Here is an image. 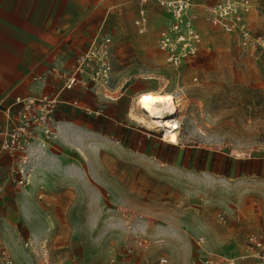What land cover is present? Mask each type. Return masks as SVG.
<instances>
[{"label":"rangeland","instance_id":"obj_1","mask_svg":"<svg viewBox=\"0 0 264 264\" xmlns=\"http://www.w3.org/2000/svg\"><path fill=\"white\" fill-rule=\"evenodd\" d=\"M191 1L201 53L170 65L157 35L171 15L154 9L150 31L139 34L137 11L125 12L128 36L113 37L112 83L106 90L111 100L134 92L135 98L178 93V145L163 142L162 129L138 124L130 114L127 123L139 130L138 151L120 141L126 123L103 114L67 134L69 146L57 131L45 148L56 157L55 170L35 187L36 215L51 218L56 230L41 236L39 248L24 234L27 249L42 255L40 264H106L128 248L135 249L133 264L156 263L162 256L170 264H195L200 257L228 264L225 257L243 253L249 235L264 232L263 172L232 177L192 164L197 148L210 159L264 165V44L244 47L237 35L211 21L210 8L221 0ZM251 1V30L264 40V0ZM105 120L110 126H102Z\"/></svg>","mask_w":264,"mask_h":264},{"label":"crops","instance_id":"obj_2","mask_svg":"<svg viewBox=\"0 0 264 264\" xmlns=\"http://www.w3.org/2000/svg\"><path fill=\"white\" fill-rule=\"evenodd\" d=\"M140 1L0 0V131L8 126V118H17L20 110V106L15 103L17 98H40L45 94L56 93L61 88V82L47 75L51 67L70 66L80 54L90 48L93 40L103 35L112 39L128 36L123 33L125 12L130 14L131 10H136L138 17ZM156 8L158 9L155 0H151L146 7L149 31L151 11ZM137 93L121 94L111 100L95 96L88 86L64 91L61 104L55 111L61 144L69 146L67 134L82 131L94 123L96 117L84 112L85 108H90L102 110L106 120L126 123L125 126L122 125L124 130L119 129L120 141L125 140L129 150L138 151L139 130L127 123L137 102ZM106 120L102 126L108 127L111 123ZM1 143L0 136V145ZM193 150L192 164L195 168L217 170L219 173L227 171L232 177L249 173L260 176L264 173L261 162L252 164L210 159L197 151V148ZM53 155L48 150L36 147H31L21 161L8 153L0 155V187L3 189L0 194V252L5 251L14 264H40L43 261L39 251L34 249L33 253L31 249H27V244L24 245L26 232L35 247L39 248L36 244H39L41 236L52 234L56 230V227L53 229L51 226V218L47 222L41 214L36 215L35 187L44 181L41 178L43 175L52 176L51 172L55 170L52 162H57ZM191 156L192 154L188 158V165ZM46 159L51 161L47 165L43 162ZM18 170L30 174L33 187L22 188L14 183L19 178ZM248 251L246 245L243 253L225 259L238 258L249 253ZM195 264H202L199 258ZM235 264L245 263L238 261Z\"/></svg>","mask_w":264,"mask_h":264},{"label":"built area","instance_id":"obj_3","mask_svg":"<svg viewBox=\"0 0 264 264\" xmlns=\"http://www.w3.org/2000/svg\"><path fill=\"white\" fill-rule=\"evenodd\" d=\"M151 0L139 2L138 17L134 24L139 34L149 31L147 5ZM157 7L171 15L168 25L157 35V45L166 54L170 65L178 66L187 60L197 57L202 50V36L194 23L191 0H155ZM253 12L251 0H221L210 8V18L215 25L227 34L237 35L244 47L255 49L262 46V37H256L250 24ZM113 39L103 36L95 40L90 48L79 55L68 67L53 66L48 71V77L61 82L62 86L56 93L45 94L40 98H17L15 103L20 106L17 118H8V126L0 131L2 143L0 155L8 153L21 161L31 147L45 149L57 138L58 123L55 111L61 104L64 91L79 86H88L97 97L108 99L106 90L111 87L113 75ZM38 78H36L37 80ZM76 106L77 103H74ZM87 115L102 116V110L85 108ZM164 142V132L162 131ZM19 178L14 183L22 188L31 185V176L18 170ZM3 189L0 187V194ZM225 222L223 216H219ZM249 253L234 259H226L228 264L242 261L245 264H264V233L251 234L247 237ZM134 248H128L125 256L112 255L106 264H133ZM203 258V259H201ZM202 264H213L212 259L199 258ZM0 264H14L11 257L0 252ZM146 264H170L167 257H160L156 263L146 261Z\"/></svg>","mask_w":264,"mask_h":264},{"label":"bare ground","instance_id":"obj_4","mask_svg":"<svg viewBox=\"0 0 264 264\" xmlns=\"http://www.w3.org/2000/svg\"><path fill=\"white\" fill-rule=\"evenodd\" d=\"M137 98V107L131 111L130 118L147 128L162 129L163 140L170 145H178L183 122V117L179 115L178 93L153 91L140 94Z\"/></svg>","mask_w":264,"mask_h":264}]
</instances>
